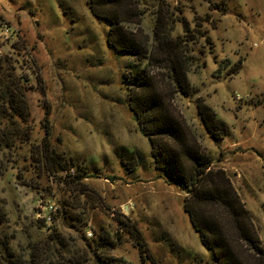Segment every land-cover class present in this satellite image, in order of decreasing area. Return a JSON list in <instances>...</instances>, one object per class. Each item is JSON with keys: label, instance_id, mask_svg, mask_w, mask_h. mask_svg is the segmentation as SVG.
Here are the masks:
<instances>
[{"label": "rangeland", "instance_id": "rangeland-1", "mask_svg": "<svg viewBox=\"0 0 264 264\" xmlns=\"http://www.w3.org/2000/svg\"><path fill=\"white\" fill-rule=\"evenodd\" d=\"M90 5L0 0V90L16 101L9 108L0 93V264H94L83 241L102 236L110 243L97 252L126 264H211L183 211L185 192L155 166L128 104L143 76L180 126L182 145L167 139L163 147L197 150L221 170L264 246V0H120L123 26L150 48L140 61L107 44L108 22ZM160 31L187 63L180 90L172 68L155 63L164 58ZM196 103L223 133L205 130ZM43 143L77 179L48 172ZM183 153L177 165L188 178Z\"/></svg>", "mask_w": 264, "mask_h": 264}, {"label": "trees", "instance_id": "trees-1", "mask_svg": "<svg viewBox=\"0 0 264 264\" xmlns=\"http://www.w3.org/2000/svg\"><path fill=\"white\" fill-rule=\"evenodd\" d=\"M101 2H107V5L112 6L107 8L109 9L108 14H103L96 9V6H99ZM119 2L120 0H89V3L93 4V6L90 5L92 14L96 18L108 22L107 44L116 49L118 53L130 54L139 61L150 59V48L148 49L145 42H141L140 38L123 26L122 23L125 20L120 17V14H123V9ZM129 20L131 19L129 18ZM159 22L162 23L164 20L159 18ZM158 29H160L159 26ZM158 36L156 39L157 47L161 46L162 48H160L164 50V58L162 60L156 58L155 63L156 65L167 63L172 68V79L180 90L184 84H187L185 77L188 70L187 63L182 66L177 55L169 47L166 48L167 45L164 47L169 38H166L162 31L158 33ZM185 43L188 42L185 41ZM184 51L181 53L183 61H191L192 56H187L189 53L185 54ZM175 60L178 61V64L174 62ZM135 85L139 88L136 89L134 96L130 95L128 102L130 109L135 115L141 133L149 140L151 149L154 148L155 166L157 169L165 168L170 174V181L179 183L180 188L185 192L186 199L183 202V211L188 217L191 228L198 235L201 245L210 253L211 264H264V246L259 242L249 212L233 190L228 178L221 170H211V164L208 160L201 162L200 158L204 160L205 157L201 156L202 154L197 150L164 148L163 145L167 139L180 142L182 145L180 126L176 127L171 115L163 110L165 109L163 100L158 96L157 89V96L149 95V92H153L156 88L149 77H141ZM6 89L4 86L3 92L0 90V93L7 96V106L14 109L16 101L6 92ZM139 89L140 92H138ZM161 108L163 109L161 110ZM196 109L205 130L216 138L215 135L221 127L216 129L215 127L219 124L223 128V124L213 117L211 110L204 104L196 103ZM160 113L165 114L160 125L155 126V129L147 126L148 118L150 120L154 115L156 117L161 115ZM222 128L223 133L224 128ZM213 129H215V133L212 131ZM43 146L44 163L51 175L68 170L69 167H57L55 158L49 152L47 144L43 143ZM182 153L193 165V173L189 174L188 178H185L178 170V159ZM55 177L60 179V176L55 175ZM70 179L73 181L77 178L73 176ZM64 181L66 180L64 179ZM125 228L128 226L125 225ZM54 240L61 249L65 247L58 236H54ZM107 241V236L99 237L98 240L84 239L83 244L88 247L87 252L94 259V264H126L121 258L104 257L98 253L99 250L105 249V243H110Z\"/></svg>", "mask_w": 264, "mask_h": 264}, {"label": "built area", "instance_id": "built-area-1", "mask_svg": "<svg viewBox=\"0 0 264 264\" xmlns=\"http://www.w3.org/2000/svg\"><path fill=\"white\" fill-rule=\"evenodd\" d=\"M73 174H74V172H73L72 169L65 170V172H64V175H66V176H73ZM52 206H48V209L50 210L49 211L50 216L46 219L47 221H50L51 220V216L54 215V213H55V208H53ZM86 235H87V238L91 237V232L88 231L86 233Z\"/></svg>", "mask_w": 264, "mask_h": 264}]
</instances>
